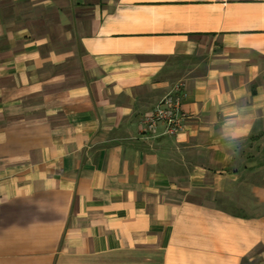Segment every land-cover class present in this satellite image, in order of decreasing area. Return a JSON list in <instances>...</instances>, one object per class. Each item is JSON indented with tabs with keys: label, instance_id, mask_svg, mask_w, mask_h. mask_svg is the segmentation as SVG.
Returning <instances> with one entry per match:
<instances>
[{
	"label": "crops",
	"instance_id": "obj_1",
	"mask_svg": "<svg viewBox=\"0 0 264 264\" xmlns=\"http://www.w3.org/2000/svg\"><path fill=\"white\" fill-rule=\"evenodd\" d=\"M0 264H264V0H0Z\"/></svg>",
	"mask_w": 264,
	"mask_h": 264
},
{
	"label": "clouds",
	"instance_id": "obj_2",
	"mask_svg": "<svg viewBox=\"0 0 264 264\" xmlns=\"http://www.w3.org/2000/svg\"><path fill=\"white\" fill-rule=\"evenodd\" d=\"M258 117L244 106L220 110L210 122L211 149L219 152L224 162L238 156L241 145Z\"/></svg>",
	"mask_w": 264,
	"mask_h": 264
},
{
	"label": "built area",
	"instance_id": "obj_3",
	"mask_svg": "<svg viewBox=\"0 0 264 264\" xmlns=\"http://www.w3.org/2000/svg\"><path fill=\"white\" fill-rule=\"evenodd\" d=\"M180 96L167 95L163 97L149 112L145 113L140 122L139 129L143 133L153 132L158 122H163L166 132L174 133L184 120L179 112Z\"/></svg>",
	"mask_w": 264,
	"mask_h": 264
}]
</instances>
